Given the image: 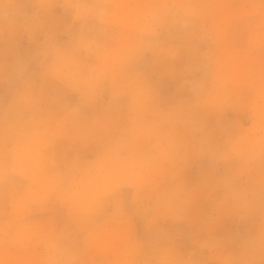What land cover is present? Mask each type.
Returning <instances> with one entry per match:
<instances>
[{"label":"clouds","instance_id":"obj_1","mask_svg":"<svg viewBox=\"0 0 264 264\" xmlns=\"http://www.w3.org/2000/svg\"><path fill=\"white\" fill-rule=\"evenodd\" d=\"M0 264H264V0H0Z\"/></svg>","mask_w":264,"mask_h":264}]
</instances>
